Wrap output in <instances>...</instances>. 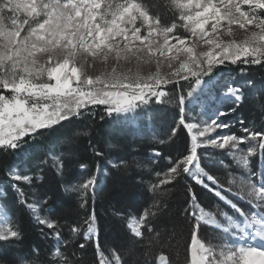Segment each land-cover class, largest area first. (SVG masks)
Wrapping results in <instances>:
<instances>
[{
  "label": "snow or ice",
  "instance_id": "6c2138e0",
  "mask_svg": "<svg viewBox=\"0 0 264 264\" xmlns=\"http://www.w3.org/2000/svg\"><path fill=\"white\" fill-rule=\"evenodd\" d=\"M160 7L170 13L166 20L144 0H0V89L4 90L0 91V152L27 155L37 137L57 126L64 127V122L71 123L73 117L91 113L93 106H105L109 117L135 119L129 114L140 115L138 110L144 106L166 102L169 94L164 88L168 84L188 80L190 90L187 95L179 94L176 102L179 125L187 129L190 143L180 155L167 157V170L156 173L157 181L149 186V191L163 192V186L187 176L232 210V215L220 211L222 219H218L217 214L206 212L199 205L192 186L187 187L192 210L186 212L195 220L188 264H264V130L244 126L241 136L210 135L228 127L218 122L219 117L246 101L245 86L255 88L252 80L221 87L218 67L226 61L264 67V0H161ZM233 25L248 33L244 40L225 39L233 36ZM205 47L207 50H202ZM161 58L172 69L166 75L159 70ZM121 62L137 68L154 62L157 70L142 76L131 67L119 70ZM97 63L103 65V70L90 71ZM261 99L264 101V96ZM217 103L230 107L227 111L217 107L210 123L186 121L185 112L194 105L207 111ZM240 123L244 125L243 120ZM177 130L172 129L169 140ZM240 145H247L246 150ZM208 147L227 149L236 163L247 170V177L240 179L235 191V180L225 187L201 166L199 149ZM153 151L155 156L161 155ZM96 155L102 153L97 151ZM254 156L259 162L253 166L250 158ZM48 159L58 174L63 172V153L56 155L50 149ZM48 159L41 163L47 164ZM37 170L21 174L10 167L8 178L14 181L11 188L21 206L40 226L45 238L56 239L57 246L44 256L38 246L27 252L16 251L14 246L24 240L23 227L20 223L9 226L10 217L0 213V264H79L75 252L67 249L71 241L62 242L63 251L59 246V222L41 216L47 199L29 202L20 187V182L31 186L43 180V169L37 166ZM99 173L98 166L89 179L67 190L80 192L82 199L88 191L94 194ZM239 201H244L247 208ZM86 203L84 200L81 207ZM160 210L159 203L153 202L138 217L121 216L134 242L142 243L145 231H155L153 218ZM201 224L222 233L218 244H205L198 238ZM45 228L50 231L45 232ZM70 233L73 237L82 234L85 242L95 238L98 264H127L118 248H102L94 211L82 223L72 225ZM78 247L82 250L86 243ZM155 264H169L167 256L160 254Z\"/></svg>",
  "mask_w": 264,
  "mask_h": 264
},
{
  "label": "trees",
  "instance_id": "16d2710c",
  "mask_svg": "<svg viewBox=\"0 0 264 264\" xmlns=\"http://www.w3.org/2000/svg\"><path fill=\"white\" fill-rule=\"evenodd\" d=\"M144 3L154 12H159L165 20L170 15L165 8L160 7L161 0H144ZM230 69L235 67L230 65ZM241 69H244L243 74ZM236 78L241 83L245 80L255 83L254 89L245 86L247 99L238 107V114L244 120L243 126L264 130V107L261 106L264 103L261 99L264 96V67L242 65L236 72ZM152 104L147 111L153 113V125L158 130V135L151 136L145 131L136 133V128L126 125L122 118L107 116L105 106L100 105L93 106L91 113L79 118L73 117L71 123L64 122V127L57 126L55 130H48L44 136L37 137L27 155L0 152V180L5 179L9 168L18 163L21 164L19 166L27 165L28 168L22 170L21 174L36 172L37 166L43 169L40 173L43 180L36 181L31 186L20 183V187L27 199L31 196L47 199L45 209H49L50 218L56 219L61 225L62 240L71 241L67 249L75 252L79 264H98L94 239L85 242L82 234L73 237L70 233L72 225L82 223L93 211L102 248H118L127 264H155L160 254L167 256L169 264H188V247L195 220L186 212L192 210V198L187 187L192 186L197 202L206 210L213 211L216 205L225 206L212 192L195 184L187 176L178 183L163 186V192L153 194L149 191V186L157 181L156 173L167 170V157L180 155L190 143L187 129L178 122L179 107H169L165 103ZM173 128L178 130L172 140H169ZM160 134H163V139H160ZM161 140L165 142L161 144ZM50 149L56 155L63 153L62 173L58 174L52 161L48 159ZM153 150L159 151L161 155L155 156ZM97 151L102 155H96ZM46 159L48 163L42 164ZM258 162L256 156L253 165ZM82 164L85 165L84 168H81ZM201 165L218 179V173L208 169H214L215 165L204 161ZM98 166L100 173L97 181L100 189L95 199L90 192L82 199L80 192L67 190L70 186L78 187L89 179L96 173ZM209 186L211 187L210 183ZM84 200L87 203L81 207ZM153 202L159 203L161 209L153 218L155 231L151 234L145 231L146 239L142 243H136L125 228L121 216L138 217ZM4 204L11 214L10 225L20 223L23 227L24 240L14 246L16 251L27 252L38 246L40 255L44 256L56 246L55 238H45L41 233L40 226L32 219L28 210L21 206L10 185L6 186ZM44 231L50 230L45 228ZM157 233L159 236H156ZM152 237L156 239L149 244L148 240ZM80 243H86L82 250L78 247ZM59 246L62 251L65 250L63 243Z\"/></svg>",
  "mask_w": 264,
  "mask_h": 264
},
{
  "label": "rangeland",
  "instance_id": "374dc122",
  "mask_svg": "<svg viewBox=\"0 0 264 264\" xmlns=\"http://www.w3.org/2000/svg\"><path fill=\"white\" fill-rule=\"evenodd\" d=\"M243 7L246 9L247 6H243ZM233 30H234L233 36L230 38L225 37V39H235L237 41H242L248 35V33L244 29H240L236 25H233ZM202 50H207V49L205 47ZM161 59H162V63H161L159 70H160L162 75H166V74L170 73L172 71V69L168 68L167 61L164 60V58H161ZM230 65L234 66L235 69H230ZM242 65H244V64L238 62L237 64L233 65V64L226 61L224 65L218 67L217 71H219V73H220L218 79H220V81H221V87H223L224 85H226L228 83H235V84L241 83L236 78V72L239 70V67H241ZM128 67H131L133 71L138 70L142 76H148L149 74L154 73L157 70L156 64L154 62L151 64H140L138 68L135 64L126 65L123 62H121L120 66H119V70H126ZM101 70H103V65H101L99 63L96 64L94 69H90V71L95 72V73H98ZM164 90L167 91L169 94L166 97L165 104H167L169 107L178 106L177 102H176L178 95L181 93L184 95H187V92L190 90V83L188 80H181L178 85L168 84L164 88ZM6 94H8V93H6ZM152 105L153 104L150 103L149 105L144 106L143 109L138 110V112L141 113L140 115L129 114L130 117L135 115V119L125 120V119H123V117H121V118H122L123 122L126 123V125H131L134 128H136V133H138V134H141L143 131H145L147 134H149L151 136L152 135H158V130L155 129V127L153 125V123H154L153 113L151 111H147V109L152 107ZM231 106L235 107L234 105H231ZM217 107H222L225 111H227L228 108L230 107V105L227 103H217L214 107H211L207 111L203 110L198 105H194L191 110H186L185 119L187 122H195V123H201V124H203L204 122L210 123L211 118L215 117V115H216V108ZM179 119H180V113H179ZM241 120H243V118L238 114V108H236L235 111L230 112L226 116L219 117L218 122L226 123L228 125V127L223 128V129H217L216 132L210 134L211 137L215 138L218 135L223 136V135H228V134H232V133H235L238 136L244 135V132H243L244 126L241 125V123H240ZM178 122H179V120H178ZM144 123H146V124L144 125ZM252 130H254V129H252ZM160 136H161L160 139H163L162 138L163 134H160ZM200 139L202 140L203 138H200ZM240 147L246 150L247 145H240ZM199 152L201 154V163H202V161H204L205 163L216 166L214 169H212V168H208V169H209V171H215L218 173V179L217 180L219 181L220 184H223V185L226 184L225 187L229 186L230 181L235 180L236 184L233 186V190L235 191L236 188L239 186L240 179L242 177H244V178L247 177V170H245L243 167H241L240 165H238L236 163V161L233 159V157L228 154L227 149L222 150V149H218V148L208 147V148L199 149ZM255 157L256 156L250 158V165H253V160ZM220 160H223L224 164L213 163V161H220ZM19 165H21V164L18 163L16 165L12 166V168L19 170L21 173H22V170L28 169L27 165H23V166H19ZM205 171H207V170H205ZM230 173H231V175H230ZM97 180H98V176H97ZM12 183H14V181H11L8 178V172H7L6 178L0 180V209H4L6 212L9 213L10 222H11V214L7 210V208L4 204V198L6 197V186L7 185L11 186ZM20 183H23V182H20ZM99 189H100V184L97 181V187H96L95 193L93 194L91 191H88L92 194L93 199L96 198V193ZM227 195L229 196L230 199H233L234 202L236 201V198L233 197L231 194H227ZM34 199H37V197L31 196L28 199V201L31 202ZM239 203L241 204V206L247 208V205L245 204L244 201H239ZM222 204L225 205L223 202H222ZM203 209L206 212L217 214L218 219H222L218 215V213L220 211L227 212V213H229V215L233 214L232 210L229 207H227L226 205L225 206L216 205V206H214L213 211H208L205 208H203ZM49 214H50L49 209H45V211L41 212V216H47L50 218ZM10 222H9V226H11ZM96 227H97V219H96ZM221 235H222V233L220 231H218L214 228H211L207 225L201 224V227H200V230L198 233V238L200 240H202L205 244L212 243L215 245V244H218L220 242ZM94 241H95V238H94ZM55 242H56V246H57L58 242L56 241V239H55ZM62 242H63V240L61 238L60 244H62Z\"/></svg>",
  "mask_w": 264,
  "mask_h": 264
},
{
  "label": "bare ground",
  "instance_id": "6f19581e",
  "mask_svg": "<svg viewBox=\"0 0 264 264\" xmlns=\"http://www.w3.org/2000/svg\"><path fill=\"white\" fill-rule=\"evenodd\" d=\"M0 213H6V214H7V216H8V213H7V212H5V211H3V209H0Z\"/></svg>",
  "mask_w": 264,
  "mask_h": 264
}]
</instances>
